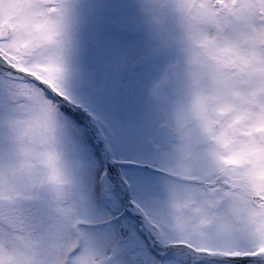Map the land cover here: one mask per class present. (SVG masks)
Returning <instances> with one entry per match:
<instances>
[{
	"label": "snow or ice",
	"instance_id": "obj_1",
	"mask_svg": "<svg viewBox=\"0 0 264 264\" xmlns=\"http://www.w3.org/2000/svg\"><path fill=\"white\" fill-rule=\"evenodd\" d=\"M230 8L237 0H216ZM238 13L264 23V0H240ZM62 66L45 91L46 78L29 68L28 48L46 24L30 23L11 5L0 14V188L5 165L14 177L23 166L21 147L28 142L31 120L22 98L48 101V114L59 133L63 174L75 207L70 221L77 243L63 251L58 264H77L79 241L110 247L108 264H163L167 252L150 243L145 224L150 195L165 182L160 175L162 139L143 94L160 53L145 40L128 0H57ZM264 40V33L260 35ZM221 59L243 68L250 63L230 48ZM262 129H257V131ZM251 165L246 180L264 190V148H242L220 164ZM14 186L12 191H14ZM39 211V209H37ZM223 220V218H221ZM211 222V221H210ZM255 248L204 249L212 264H264V225L249 233ZM0 264H25L19 250L0 247Z\"/></svg>",
	"mask_w": 264,
	"mask_h": 264
},
{
	"label": "flooded vegetation",
	"instance_id": "obj_2",
	"mask_svg": "<svg viewBox=\"0 0 264 264\" xmlns=\"http://www.w3.org/2000/svg\"><path fill=\"white\" fill-rule=\"evenodd\" d=\"M36 1L41 4L40 10L44 5H48L45 12L41 11L43 15H49L46 22L48 28L56 26L57 21L60 24L58 13L55 10L57 0ZM37 2L28 3L29 9L35 16H37L36 7L39 6ZM129 3L133 9H138L137 3L133 4L131 1ZM141 3L142 8L145 9L146 3L143 0ZM155 76L156 74H153L152 81L158 82L159 78H155ZM153 85L154 87L147 90L150 94L158 89V84ZM241 87H243V84H241ZM169 91L168 88H165L161 94ZM48 107L47 102V107L44 109L47 112ZM145 107L152 114L160 131L162 139V156L159 162L162 169L160 175L165 178L162 187L157 192L152 193L147 201L146 208L149 213L148 218L145 220L147 232L150 234L149 221L160 222L156 218L160 215L155 210L157 204H159L157 206L171 205L166 206L172 212L166 214V217L175 216L178 231L185 229L192 236L205 234L203 231L206 233L214 231L223 238H229L230 232L226 225L227 222L231 223L232 233L237 238H244L245 233L254 232L258 224L254 222L253 218L246 216L245 210L249 205L252 207L264 206V190L259 193L255 192L247 181L240 179L236 174H230L231 178L225 177L222 182L219 178L216 163L208 154L209 145L216 142L213 130L210 128L200 132L188 145L186 154L180 157L176 152L178 141L173 131V118L175 117L178 120L184 118V100H173L168 103L167 99L163 98L159 103H148ZM257 129L262 130L257 131ZM237 141L241 142V149L245 147L264 148V123L245 127L237 134V138L233 142ZM21 157L23 166L14 177L9 175V180L12 179L11 187L1 192L2 195H0V199L7 202V204L0 203V230L5 234H9L12 239L7 241L6 251L10 252L18 249L21 256L27 255L22 257L27 263V257H31L33 252H35V262L38 257L45 256L46 253L44 252L46 250H56L57 257L55 256V259L59 260H56L53 264H58L63 258V251L77 243L69 218L66 219L69 213L65 214L64 211L66 207L64 205L70 204L74 200L72 197L68 198V185L65 180L55 187V190L57 187L61 188V191L57 192V197L55 190H52L51 170L53 159L50 156H38L35 150H21ZM242 166L245 169L251 168V165L247 163ZM5 170H7L6 165ZM13 186L14 191H12ZM196 188H200V191L204 192L202 197L197 195ZM171 189H174V192ZM163 193L169 197L168 204L160 203L162 200L159 198V194ZM13 195L15 197L11 200ZM178 195L181 197L176 199ZM197 196L202 198L204 204L196 200ZM156 197L157 201L153 200ZM185 197L187 199L184 201ZM148 206L155 207V215L150 213ZM52 209H58L61 212L60 215L54 216ZM182 222L184 223L183 226H181ZM62 223H64L63 231L60 227ZM71 235H73L72 238ZM155 238L156 235H150L149 242L155 243L158 249H162L164 244L161 246L157 240L153 241ZM78 246L80 251L85 249L83 241H79ZM170 246L172 247V245ZM0 247H2L1 242ZM105 248H108L111 252L110 247ZM238 248L241 250L255 248L254 255L262 251L259 247ZM170 250L173 251L174 255L191 254L179 247H173Z\"/></svg>",
	"mask_w": 264,
	"mask_h": 264
},
{
	"label": "clouds",
	"instance_id": "obj_3",
	"mask_svg": "<svg viewBox=\"0 0 264 264\" xmlns=\"http://www.w3.org/2000/svg\"><path fill=\"white\" fill-rule=\"evenodd\" d=\"M241 7L240 0L231 8L216 0H152L143 35L168 60L153 96L159 99L168 88L184 100V118H173L180 157L200 132L211 128L216 142L209 145L210 158L215 163L218 157L230 158L241 150V142H233L237 134L264 123V23L254 27L252 18L238 13ZM225 48L250 63L243 68L226 64L221 59ZM220 168L222 182L230 174L247 181L249 169L242 165ZM245 211L264 225V206L249 205Z\"/></svg>",
	"mask_w": 264,
	"mask_h": 264
},
{
	"label": "rangeland",
	"instance_id": "obj_4",
	"mask_svg": "<svg viewBox=\"0 0 264 264\" xmlns=\"http://www.w3.org/2000/svg\"><path fill=\"white\" fill-rule=\"evenodd\" d=\"M132 2L133 4L137 3L138 9H133L136 18L142 28L144 29V25L147 21L150 20L149 10L152 8V0H143L145 2V9L142 8V0H128V2ZM29 2H37L36 0H0V12L1 14H4L9 10V7L13 4L20 6V15L23 19H25L27 22L34 23V22H44L46 24L47 20L49 19V15H43L42 12H45L48 8V5H44L40 10V3H38V7H36V15H33L32 11L28 7ZM5 11V12H4ZM42 11V12H41ZM4 12V13H3ZM31 12L32 14H29ZM40 12V13H39ZM254 24L255 22L252 21ZM53 28H48L46 25L45 30L42 33L38 34V39L32 41L30 44L27 52H28V59L30 61L29 68L34 70L38 76L46 78L48 83L45 85H51L54 83V76L59 74V71L62 66V56H63V47L61 45V26L58 23V21L55 24ZM57 46V47H56ZM157 49V48H156ZM160 53L158 63H157V69L154 71V75L156 74V77L159 75L161 76V72L163 70V67L168 62L167 57L162 53L161 50L157 49ZM160 76L158 83H156L155 80L152 81V78L148 82V84L145 87L144 94H143V102L144 105L148 103H156L160 102L161 99L166 98L168 103H171V101H182L183 98L179 97L177 95L172 94L170 91L166 94H161L160 92V98L155 99L153 94L149 93L147 90L149 88L154 87L153 84H158L160 81ZM37 93L40 91L37 89ZM170 99V100H169ZM21 103L23 105H26L27 107L24 109L25 112L28 114V118L31 120L32 128L28 137V140H31L27 142L26 144L22 145L21 150H35L38 153V156H50L53 159V165L51 170V175L60 180H65L63 174V160L61 158V144L59 139V133L57 129L55 128L52 120L48 116V112L46 113L43 108L47 106V101L44 99L43 95L39 93L38 98L35 100L28 99V98H22ZM40 108V111H37V108ZM51 177V179L53 178ZM9 174L7 170H5V176H4V187L0 188V195L1 192H4L7 188L11 187L12 179L9 181ZM200 188H196L195 191L197 195L201 196L204 194L203 191H200ZM172 192H174V189H171ZM151 196V195H150ZM159 198L162 200L163 204H168L169 197L163 193L159 194ZM197 196L196 200L200 201L201 204H204L202 198ZM15 197V195L11 196V200ZM181 197L180 195L176 196V199ZM195 198V197H194ZM187 199V197L184 198V201ZM149 200V199H148ZM157 201V197L153 199ZM2 199H0V203H2ZM7 204V202H4ZM150 205V204H149ZM159 205V204H157ZM155 205V210L160 213L158 217H156L160 222H155L154 220L149 221L148 229L150 232V235L154 236L156 235L155 240L160 243L162 246L167 245V243L172 245H186L189 248L193 249H216V248H235L237 247V244L240 246H251L255 247L256 244H254L256 241L252 238L249 233L244 234V238H238V240L242 243H240L238 240H236V236L232 233L233 227H231V223L227 222V228L229 230V238L227 240L220 237V235L214 233L211 236H192L191 234H187V236H181V233L178 231V228L176 226L177 219L175 216L166 217V214L171 212L169 208H166V206L171 205H164V206H157ZM65 214L67 212L69 213L66 217L69 218V221H74L76 218V215H82L83 209H78L75 207V202H71L70 204H65ZM152 206H148V209L150 213L155 215V210ZM54 216H59L61 212L58 211V209H52ZM172 213V212H171ZM183 214V213H182ZM184 223H181V226H183ZM219 225V224H218ZM62 231L64 230V223L60 226ZM246 227V225H245ZM57 229V230H61ZM185 230V229H182ZM206 233L205 231H203ZM161 233V234H159ZM159 234V235H157ZM202 235V233L200 234ZM199 235V236H200ZM73 235H71V238ZM185 237V238H184ZM9 234H5L2 230H0V242L2 247H4L5 252L7 244V241H11ZM237 241V243H236ZM253 242V244H251ZM84 244V242H83ZM258 244V243H257ZM85 249L78 252L75 257H73L74 260L77 261V264H108V257H110L112 254L109 253V249L105 248L104 246L91 243V244H84ZM98 247V249H95ZM89 248V249H87ZM162 252H167L168 255L171 254L170 250L167 249H159ZM44 253L45 256L40 258L38 257L37 263L34 262V255L35 252L32 253L31 257H27V263L25 264H53L56 262L55 259L57 256V251H52L51 249L46 250ZM50 255H52L50 257ZM27 256V255H22ZM56 256V257H55ZM196 258L190 257V256H170V258L163 262V264H212L211 262H202L201 260H198ZM206 261V260H204ZM25 262V260H24ZM159 264V262H157Z\"/></svg>",
	"mask_w": 264,
	"mask_h": 264
}]
</instances>
